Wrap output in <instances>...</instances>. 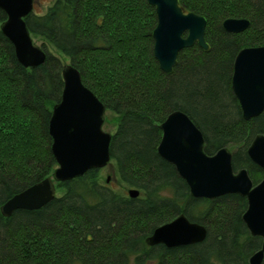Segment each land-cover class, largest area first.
Instances as JSON below:
<instances>
[{"label": "trees", "instance_id": "trees-1", "mask_svg": "<svg viewBox=\"0 0 264 264\" xmlns=\"http://www.w3.org/2000/svg\"><path fill=\"white\" fill-rule=\"evenodd\" d=\"M53 1L45 14L31 13L24 22L118 118L111 161L120 183L139 196L102 183L100 169L57 183L63 193L42 208L0 214V264H249L262 240L243 223L247 200L237 194L192 198L157 146L160 124L170 112L183 111L201 131L207 155L238 145L233 171L246 169L254 184L261 181L264 172L246 151L256 135H264V110L244 121L230 80L236 54L264 46V0H178L185 13L205 18L208 50L196 43L183 49L168 75L153 57L157 18L147 0ZM232 18H246L250 27L229 34L221 23ZM5 19L0 10V22ZM41 48L45 62L22 68L0 32V207L58 166L48 127L65 64ZM180 214L206 228L204 242L146 245L155 228Z\"/></svg>", "mask_w": 264, "mask_h": 264}, {"label": "water", "instance_id": "water-1", "mask_svg": "<svg viewBox=\"0 0 264 264\" xmlns=\"http://www.w3.org/2000/svg\"><path fill=\"white\" fill-rule=\"evenodd\" d=\"M35 0H0V10L6 19L0 32L14 47L17 61L25 69H35L45 62L42 48L34 45L24 17L33 13ZM155 7L157 23L152 33L153 57L159 69L172 73L177 56L195 43L205 51L206 21L203 16L185 14L178 0H147ZM249 20L225 19L221 26L229 34L243 33ZM231 91L239 102L244 121L257 118L264 110V46L244 48L234 57ZM61 77L63 90L60 102L52 107L48 132L52 138L51 151L57 168L51 178H45L13 195L0 207V214L9 218L16 210H37L55 197L54 183L84 176L89 170L105 168L111 159L109 152L112 134L103 132L106 108L82 84L78 70L65 64ZM160 124L162 134L157 147L160 158L175 166L180 178L186 182L190 196L201 199L237 194L247 200L242 216L251 236L260 237L261 248L249 258V264L264 260V176L253 186L246 169L234 172L230 150L221 148L213 155L204 151V137L194 122L183 111L175 110ZM246 151L253 164L264 172V135H256ZM129 197L137 198L139 192L129 189ZM206 228L191 222L184 214L153 230L145 239L149 247L163 245L167 248L202 243L207 238Z\"/></svg>", "mask_w": 264, "mask_h": 264}, {"label": "rangeland", "instance_id": "rangeland-1", "mask_svg": "<svg viewBox=\"0 0 264 264\" xmlns=\"http://www.w3.org/2000/svg\"><path fill=\"white\" fill-rule=\"evenodd\" d=\"M53 2H54L53 0H35L32 12L39 14V15H43V14H45L46 9ZM0 25H1V22H0ZM32 41H33L34 45H38L40 47L42 46V44H44L46 49L49 50V52H51L53 55H56L57 57L59 56L61 58L62 62H64V64L68 65V62L60 54H57L51 45L45 43L42 39H40L37 36H32ZM51 108H52V106H51ZM117 122H118V118H116V116H114V114L110 110L106 109L105 114H104V123L101 127V130L104 133L107 132L109 134H113L116 131ZM226 147L231 152H234L237 150V148L239 146L238 145L237 146L226 145ZM52 172L49 171V173L45 175V178H51ZM97 176L102 183H105L106 185L107 184L110 185L117 193H121V194L126 195L127 192L129 191V189H134V188H130V187L125 188V186H123V184L120 183V181L117 177V174L115 173L114 162H112L111 159L109 161V164L105 168L100 169ZM45 178H43V179H45ZM43 179H41V180H43ZM39 182H41V181H39ZM258 183H256V184L253 183V186H256ZM54 186L56 187V193H55L56 196L61 195L63 193V190L61 188L57 187V183H54ZM166 223H169V222H166Z\"/></svg>", "mask_w": 264, "mask_h": 264}, {"label": "bare ground", "instance_id": "bare-ground-1", "mask_svg": "<svg viewBox=\"0 0 264 264\" xmlns=\"http://www.w3.org/2000/svg\"><path fill=\"white\" fill-rule=\"evenodd\" d=\"M33 6H34V4H33ZM178 6H179V5H178ZM153 8H154V7H153ZM182 10H183V9H182ZM183 12H184V11H183ZM184 13H185V12H184ZM185 14H187V13H185ZM204 19H205V18H204ZM205 25H206V24H205ZM205 28H206V27H205ZM154 30H155V29H154ZM29 34H30V33H29ZM31 37H32V35H31ZM180 52H181V51H180ZM178 54H179V53H178ZM236 55H237V54H236ZM177 57H178V56H177ZM176 60H177V59H176ZM56 104H57V103H56ZM54 105H55V104H54ZM54 105H53V106H54ZM53 106H52V107H53ZM104 108H105V107H104ZM51 110H52V108H51ZM159 127H160V126H159ZM258 135H259V134H258ZM160 138H161V137H160ZM51 143H52V141H51ZM204 143H205V140H204ZM51 146H52V145H51ZM157 147H158V146H157ZM248 147H249V146H248ZM203 148H204V147H203ZM223 148H226V147H223ZM247 149H248V148H247ZM230 152H231V151H230ZM231 157H232V152H231ZM174 167H175V166H174ZM56 168H57V167H56ZM247 172H248V171H247ZM248 176H249V174H248ZM263 176H264V175H263ZM262 179H263V177H262ZM262 179H261V180H262ZM251 180H252V179H251ZM260 182H261V181H260ZM260 182H259V183H260ZM252 183H253V181H252ZM259 183H258V184H259ZM55 193H56V191H55ZM126 195H128V194H126ZM128 197H129V195H128ZM129 198H130V197H129ZM178 216H179V215H178ZM175 218H176V217H175ZM161 226H162V225H161ZM155 229H156V228H155ZM206 231H207V230H206ZM250 235H251V234H250Z\"/></svg>", "mask_w": 264, "mask_h": 264}]
</instances>
